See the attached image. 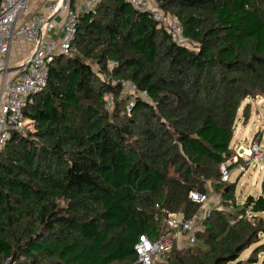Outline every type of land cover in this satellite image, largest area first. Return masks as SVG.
Masks as SVG:
<instances>
[{
  "label": "trees",
  "instance_id": "1",
  "mask_svg": "<svg viewBox=\"0 0 264 264\" xmlns=\"http://www.w3.org/2000/svg\"><path fill=\"white\" fill-rule=\"evenodd\" d=\"M155 1L193 47L150 12L104 0L80 18L78 53L50 65L48 87L25 109L26 134L0 151V264H137L142 237L162 233L163 210L199 212L191 191L212 186L222 205L237 204L220 168L240 110L247 121L244 104L264 97V0ZM122 79L153 104L138 99L128 114ZM203 226L195 244L157 264H258L264 193L237 211L213 209Z\"/></svg>",
  "mask_w": 264,
  "mask_h": 264
},
{
  "label": "built area",
  "instance_id": "2",
  "mask_svg": "<svg viewBox=\"0 0 264 264\" xmlns=\"http://www.w3.org/2000/svg\"><path fill=\"white\" fill-rule=\"evenodd\" d=\"M42 1L3 0L0 7V151L13 133L26 134L25 109L32 101V96L48 87L50 65L59 55L78 53L73 43L80 18L82 15L96 14L104 0H45L49 9L47 15L35 6ZM127 1L136 11L150 12L160 26L166 27L176 43L189 47L190 43L177 16L165 13L155 0ZM22 41L31 45V56L17 70H11L13 49ZM117 66V62L109 63V69ZM114 83L120 86L121 96L129 97L128 114L138 99L153 104L148 92L140 90L132 81L122 79ZM112 98L110 94L105 97L108 109L113 108ZM235 158L238 160V157ZM229 161L220 168L222 183L231 177ZM189 198L200 204L199 212L188 219L181 214H170L163 210V215L158 219L162 233L155 241L142 237L136 246L137 264L160 263L176 246L182 248L195 244L197 233L203 230L204 221L210 216L211 210L205 208L211 198L209 194L198 191H191ZM215 209L222 211L223 206L218 204ZM241 219L243 215L238 217V220Z\"/></svg>",
  "mask_w": 264,
  "mask_h": 264
},
{
  "label": "rangeland",
  "instance_id": "3",
  "mask_svg": "<svg viewBox=\"0 0 264 264\" xmlns=\"http://www.w3.org/2000/svg\"><path fill=\"white\" fill-rule=\"evenodd\" d=\"M191 46L193 47L190 44L189 47ZM28 56L29 54L22 60L28 59ZM127 98L121 96L120 99L128 101ZM112 100L113 108H115L116 100L114 96ZM245 105H249V119L245 121L242 108L239 113L234 139L231 143L232 157L229 161L230 169L232 168L231 177L229 181L225 182L227 185L233 184L235 186L234 196L237 204L234 206L222 205V191H217L215 187L208 186L211 199L205 209L212 211L216 205L220 204L223 206L222 211L230 209L231 211H237L238 206L244 205L247 197H259L264 193V97L248 99L244 107ZM235 157H238V160ZM239 166H242V168ZM173 173L174 168H172ZM246 216L251 218L252 213L248 212ZM255 248L256 246H253L244 252L240 261H246ZM258 260V264H264V254H259Z\"/></svg>",
  "mask_w": 264,
  "mask_h": 264
},
{
  "label": "crops",
  "instance_id": "4",
  "mask_svg": "<svg viewBox=\"0 0 264 264\" xmlns=\"http://www.w3.org/2000/svg\"><path fill=\"white\" fill-rule=\"evenodd\" d=\"M35 6H36L38 9H41L40 12H43L45 15L48 14L49 9H48V7H47V6H48L47 1L44 0V1L40 2L39 5L36 4ZM57 23H58V27H60V25H61L60 21H58ZM20 44H21V45H20ZM20 44L17 45V46L13 49V51H14V53H13V55H14V62H15V64H17V65H15L14 62H13L12 67H11V70H17L18 67H19L20 65H22V64L27 60V59L22 60V58L26 57L27 54H29L28 58H29L30 55H31V45H28V44L24 43L23 41H22V43H20ZM23 45H25L24 48H22ZM28 46H30V47H28ZM27 48H28V49H27Z\"/></svg>",
  "mask_w": 264,
  "mask_h": 264
},
{
  "label": "water",
  "instance_id": "5",
  "mask_svg": "<svg viewBox=\"0 0 264 264\" xmlns=\"http://www.w3.org/2000/svg\"><path fill=\"white\" fill-rule=\"evenodd\" d=\"M242 152V151H241Z\"/></svg>",
  "mask_w": 264,
  "mask_h": 264
}]
</instances>
